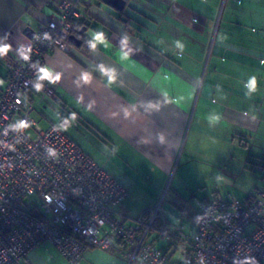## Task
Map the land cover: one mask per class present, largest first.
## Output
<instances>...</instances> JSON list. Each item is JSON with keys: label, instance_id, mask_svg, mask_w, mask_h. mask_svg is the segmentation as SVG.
<instances>
[{"label": "crops", "instance_id": "crops-1", "mask_svg": "<svg viewBox=\"0 0 264 264\" xmlns=\"http://www.w3.org/2000/svg\"><path fill=\"white\" fill-rule=\"evenodd\" d=\"M217 1L127 0L125 9L118 11L97 0L90 8L80 7L83 45L72 44L69 52H51L39 76L50 83L61 102L74 101L82 117L99 122L98 131L109 144L110 156H117L128 145L138 150V181H131L109 163L102 167L129 193L120 206L123 213L138 218L139 212L146 210L143 215L153 208L168 190L176 221L164 214L169 232L176 237L151 233L149 239L172 264H183L189 253V241L198 226L197 200L216 194L243 200L262 187L264 53L242 52L239 59L237 52L213 46ZM59 2L0 0V99L7 85L6 64L15 60L16 48L29 45L45 22L57 16ZM224 56H233L237 62ZM240 68L248 72L249 85H242L235 74ZM224 70L231 72L226 85L215 78ZM213 72L216 76L208 80ZM240 92L250 94L251 99H246L252 112L249 117L238 111ZM35 97L28 102L33 105ZM215 98L221 105L213 103ZM227 98L232 105L222 110ZM196 101L194 117L198 113L201 120L208 119L210 129L200 130V123L197 130L191 129ZM224 123L229 130H221ZM225 144L233 147L227 160ZM213 178L218 183L209 185ZM137 183L138 193L146 195L138 210L129 202ZM177 195L184 201V212L171 204ZM26 260L30 264H71L51 243L41 244ZM77 264L127 263L118 249L109 252L89 247Z\"/></svg>", "mask_w": 264, "mask_h": 264}, {"label": "built area", "instance_id": "built-area-1", "mask_svg": "<svg viewBox=\"0 0 264 264\" xmlns=\"http://www.w3.org/2000/svg\"><path fill=\"white\" fill-rule=\"evenodd\" d=\"M96 2L60 0L57 16L6 64L0 99V264H30L28 255L43 243L54 245L71 264L89 247L118 249L127 264H170L148 241L151 232L167 235L162 204L128 217L120 210L127 189L61 128L41 129L31 117L28 99L34 94L59 101L39 76L51 52L70 51L79 7ZM197 206L199 224L184 264H264V190L249 205L217 196L197 200Z\"/></svg>", "mask_w": 264, "mask_h": 264}, {"label": "rangeland", "instance_id": "rangeland-1", "mask_svg": "<svg viewBox=\"0 0 264 264\" xmlns=\"http://www.w3.org/2000/svg\"><path fill=\"white\" fill-rule=\"evenodd\" d=\"M217 2L218 12L216 15V29L213 35V46L215 44L216 47L223 45L225 48L237 52L238 55H235V57L239 56V59L242 52L249 53L251 50H255V52L257 51L264 53V0H219ZM212 56L213 55H211V57ZM224 59H228L231 62H237L233 56L232 58L224 56ZM208 62H210V56L207 60V63ZM204 72L206 73V69ZM234 72L235 74H239V80L242 85L246 83L249 85L251 83L247 79L248 76H246L248 75V72L241 70V68L240 70H234ZM229 74H231V72L224 70L221 73H218L216 76V74L213 72L212 74L208 75L207 79L209 80L211 77L216 76L215 78H218L219 82H221L223 85H226L225 80L228 79ZM259 93H262V90H260ZM223 95H225V93H223ZM248 95L249 97H247L245 93L240 92V95L237 98L238 102H236L238 111L243 113V115L246 117L252 115L251 108L246 105L247 100L251 99L250 94ZM197 101L193 106L194 109L191 118V129L197 130L196 127L199 125V123L203 128L200 130L210 129L212 127V123L208 119L207 121L201 120L202 116L198 113H196V118L194 117ZM229 101V98L225 100L223 99L222 110H225L227 106L231 107L232 103ZM233 101H235L234 98ZM220 102L221 100L215 98L213 103L216 106H219L221 105ZM72 103L75 102L72 101ZM72 103H70V105L64 101L57 102L50 96H46L45 98L36 96L33 103L34 110L31 113V117L41 129L49 128L52 124L59 125L67 135L72 137L76 142L82 145L86 151H88V153L99 166L104 167L109 163L111 168H116L120 174L122 173L128 176L131 181H138V150L128 145V147H124L117 156H115L114 153L110 156L109 144L106 140H104L101 132L98 131L100 129L98 126L99 122L92 118L88 119L82 117V112L75 110L74 104ZM234 105L235 103L233 106ZM208 108H213V106L208 105ZM62 121L67 122V125L63 126L61 124ZM228 125L229 124L224 123L222 128L220 125L221 130H229L225 128ZM263 127L264 125H262L261 130H264ZM225 145L224 152L225 159L227 160L229 159L228 154L233 155V147L230 144ZM236 158H238L237 155L235 156V159ZM170 181H173V178ZM209 181V185L212 183H218L216 178H213ZM141 192L138 193V183L135 184L133 190H131V196L133 195V198L131 197L129 202L131 205H133V207L136 208V210H138V207L141 206L140 203L146 198V195L143 194V191ZM235 194L237 197L243 198V194H241L239 191H236ZM169 198L170 196L167 190V192L164 193L160 201L155 206H153V208L155 209L163 203L164 213L169 219L174 220V217L176 216L174 210L171 208V205L167 200ZM144 211L139 212L138 217Z\"/></svg>", "mask_w": 264, "mask_h": 264}, {"label": "trees", "instance_id": "trees-1", "mask_svg": "<svg viewBox=\"0 0 264 264\" xmlns=\"http://www.w3.org/2000/svg\"><path fill=\"white\" fill-rule=\"evenodd\" d=\"M73 2H78V0L77 1H73ZM80 7H83V6H80ZM79 7V8H80ZM78 22H79V20L77 19L76 21H75V24H76V26H77V32H76V36L78 37V38H81V34H80V28H81V26L78 24ZM58 98H59V101L58 102H61V98L58 96V95H56ZM32 97V96H31ZM31 100V99H30ZM30 103H32L31 101H30ZM69 136V135H68ZM70 137V136H69ZM71 138V137H70ZM74 140V139H73ZM75 141V140H74ZM78 146H79V144H78ZM80 147V146H79ZM81 148V147H80ZM82 149V148H81ZM83 150V149H82ZM84 151V150H83ZM85 152V151H84ZM91 157V156H90ZM93 159V158H92ZM263 170H264V163H263V165H260V173H261V182H262V187L260 188V189H258L257 190V192H256V194H250L249 196H246L245 197V199H243V200H240L242 203H244V204H246V205H249V204H251L257 197H258V193L260 192V191H262V190H264V181H263V176H264V174H263ZM217 196H222L221 194H216L214 197H212V198H210V199H204L203 201H213V200H215L216 198H217ZM223 198H229V197H234V196H229V197H224V196H222ZM183 200H182V197L181 196H175L174 198H173V200H172V202H171V204L174 206V207H176V209L178 210V211H181V212H184V207H183ZM161 210H162V213H163V215H164V217H165V231H166V233H167V235H161V234H159V233H157V232H151V233H157V235H159V236H162V237H169V238H175L176 236H174V234H171L170 232H169V230H168V221H167V218H166V216H165V214H164V211H163V205H162V208H161ZM198 224H199V209H198ZM156 226H157V223L155 224ZM197 228H198V226H197ZM196 232V231H195ZM194 232V233H195ZM150 233V234H151ZM193 233V234H194ZM192 234V235H193ZM149 237H150V235H149ZM148 241L151 243V244H154L155 245V247H157L159 250H161L164 254H165V252H164V250L163 249H161L160 247H158L153 241H150V239L148 238ZM117 249V248H116ZM115 250V249H114ZM113 250V251H114ZM189 251H190V247H189ZM166 255V254H165ZM188 255H189V253H188ZM187 255V256H188ZM166 257H167V255H166ZM167 259H168V257H167ZM168 261H169V259H168ZM170 262V261H169ZM185 262V261H184ZM137 264H144L143 262H141V261H138V263ZM170 264H172L171 262H170ZM184 264V263H183Z\"/></svg>", "mask_w": 264, "mask_h": 264}, {"label": "water", "instance_id": "water-1", "mask_svg": "<svg viewBox=\"0 0 264 264\" xmlns=\"http://www.w3.org/2000/svg\"><path fill=\"white\" fill-rule=\"evenodd\" d=\"M102 2L118 11L124 10L127 6V0H102ZM70 41L72 44L78 47H81L83 45V41H81L76 35L71 36Z\"/></svg>", "mask_w": 264, "mask_h": 264}]
</instances>
